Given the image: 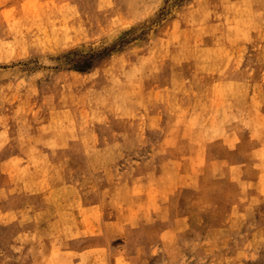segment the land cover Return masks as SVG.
<instances>
[{"label": "rangeland", "instance_id": "1", "mask_svg": "<svg viewBox=\"0 0 264 264\" xmlns=\"http://www.w3.org/2000/svg\"><path fill=\"white\" fill-rule=\"evenodd\" d=\"M263 224L264 0H0V264H264Z\"/></svg>", "mask_w": 264, "mask_h": 264}, {"label": "bare ground", "instance_id": "2", "mask_svg": "<svg viewBox=\"0 0 264 264\" xmlns=\"http://www.w3.org/2000/svg\"><path fill=\"white\" fill-rule=\"evenodd\" d=\"M168 118H169V117H168ZM129 150H130V149H129ZM129 150H128V151H129ZM119 151H120V150H119ZM131 151H133V150H131ZM121 152H122V151H121ZM119 153H120V152H119ZM119 153L117 152V154H119ZM97 154H98V153H97ZM93 155H94V154H93ZM117 156H118V155H117ZM148 156H149V155H148ZM121 157H122V156H121ZM141 158H142V157H141ZM142 159H143V158H142ZM124 161H125V160H124ZM127 161H128V160H127ZM141 161H142V160H141ZM131 162H132V161H131ZM101 164H102V163H101ZM103 165H104V164H103ZM122 165H123V164H122ZM127 165H128V164H127ZM130 165H131V164H130ZM55 166H56V165H55ZM58 166H59V165H58ZM99 166H101V165H99ZM99 166H98V167H99ZM116 166H117V165H116ZM57 168H58V167H57ZM109 168H110V167H109ZM116 168H117V167H116ZM118 168H119V167H118ZM36 169H37V168H36ZM55 169H56V168H55ZM101 169H102V167H101ZM103 169H104V168H103ZM113 169H114V168H113ZM37 170H38V169H37ZM56 170H57V169H56ZM124 170H126V169H124ZM91 171H92V170H91ZM97 171H98V170H97ZM61 172H62V171H60V173H61ZM92 172H93V171H92ZM54 173H55V172H54ZM105 173H106V172H105ZM113 173H114V172H113ZM57 174H58V173H56V175H57ZM88 174H89V173H88ZM121 174H122V173H121ZM125 174H126V173H125ZM35 175H37V174H35ZM89 175H90V174H89ZM89 175H88V176H89ZM117 175H118V174H117ZM60 176H61V175H60ZM82 176H83V175H82ZM92 176H93V174H92ZM33 177H34V176H33ZM39 177H40V176H39ZM39 177H38V179H39ZM62 177H63V175H62ZM94 177H95V175H94ZM101 177H102V176H101ZM105 177H106V176H105ZM28 178H29V177H28ZM46 178H47V177H46ZM55 178H56V177H55ZM85 178H86V177H85ZM90 178H91V177H90ZM114 178H115V177H114ZM59 179H60V177H59ZM106 179H107V178H106ZM111 179H112V178H111ZM115 179H117V178H115ZM36 180H37V179H36ZM89 180H90V179H89ZM49 181H50V180H49ZM123 182H124V181H123ZM63 183H64V182H63ZM28 184H29V183H28ZM28 184H27V185H28ZM75 184H76V183H75ZM42 185H43V183H42ZM45 185H46V184H45ZM62 185H63V184H62ZM62 185H61V186H62ZM67 185H68V184H67ZM28 186H29V185H28ZM69 186H70V185H69ZM69 186H68V187H69ZM71 186H72V185H71ZM94 186H95V185H94ZM108 186H109V185H108ZM120 186H121V185H120ZM120 186H119V187H120ZM63 187H64V186H63ZM88 187H89V186H88ZM72 188H74V187L72 186ZM121 188H122V187H121ZM121 188H120V190H121ZM25 189H26V188H25ZM55 189H57V187H56ZM58 189H61V188H58ZM70 189H71V188H70ZM144 189H146V187H145ZM35 190H36V189H35ZM35 190H34V191H35ZM65 190H66V189H65ZM67 190H68V189H67ZM73 191H74V190H73ZM94 191H95V190H94ZM112 191H113V190H112ZM124 191H125V190H124ZM30 192H31V191H30ZM30 192H29V193H30ZM32 192H33V191H32ZM54 192H55V191H54ZM58 192H59V191H58ZM64 192H66V191H64ZM67 192H69V191H67ZM75 192H76V191H75ZM121 192H122V190H121ZM128 192H129V191H128ZM29 193H28V194H29ZM59 193H60V192H59ZM59 193H58V194H59ZM112 193H113V192H112ZM144 193H145V191H144ZM109 194H110V193H109ZM60 195H61V194H60ZM65 195H66V193H65ZM78 195H79V194H78ZM103 195H104V194H103ZM111 195H112V194H111ZM122 195H123V194H122ZM58 196H59V195H58ZM73 196H74V195H73ZM125 196H127V195L125 194ZM53 197H54V196H53ZM63 197H64V195H63ZM65 197H66V196H65ZM117 197H118V196H117ZM121 197H122V196H121ZM61 198H62V197H61ZM67 198H68V197H67ZM78 198H79V197H78ZM44 199H45V198H44ZM46 199H47V197H46ZM62 199H63V198H62ZM73 199H74V198H73ZM111 199H112V198H111ZM122 199H123V197H122ZM63 200H64V199H63ZM66 200H67V199H66ZM74 200H75V199H74ZM45 201H47V200H45ZM49 201H50V200H49ZM76 201H77V200H76ZM54 202L56 203V200H54ZM68 202H69V200H68ZM68 202H67V203H68ZM49 203H50V202H49ZM51 203H52V202H51ZM67 203H66V204H67ZM70 203H71V205H73L72 202H70ZM111 203H112V202H111ZM58 204H59V203H58ZM45 205H46V203L44 204V206H45ZM50 205H51V204H50ZM54 205H55V204H54ZM88 206H89V205H88ZM24 207H25V206H24ZM45 207H46V206H45ZM45 207H44V208H45ZM61 207H62V206H61ZM72 207H73V206H72ZM90 207H91V206H90ZM97 207H98V206H97ZM22 208H23V207H22ZM99 208H100V207H99ZM86 209H87V208H86ZM61 210H63V208H61ZM70 210H71V209H70ZM55 211H56V210H55ZM66 212H67V211H66ZM66 212H65V213H66ZM71 212H72V211H71ZM92 212H93V211H92ZM92 212H91V213H92ZM164 212H165V211H164ZM49 213H50V212H49ZM84 213H85V212H84ZM95 213H96V211H95ZM23 214H24V213H23ZM149 214H150V213H149ZM165 214L167 215V212L164 213V215H165ZM44 215H45V214H44ZM57 215H58V214H57ZM95 215H96V214H95ZM116 215H117V214H116ZM61 216H62V215H61ZM54 217H55V216H54ZM92 217H94V216L92 215ZM89 218H90V217H89ZM24 219H25V218H24ZM64 219H65V218H64ZM86 219H87V218H86ZM237 219H238V218H237ZM22 220H23V219H22ZM29 220H30V219H29ZM71 220H73V219H71ZM89 220H90V219H89ZM89 220H88V221H89ZM151 220H152V219H151ZM244 220H245V219H244ZM27 221H28V220H27ZM93 221H94V220H93ZM242 221H243V220H242ZM94 222H95V221H94ZM109 222H110V221H109ZM170 222H171V221H170ZM73 223H74V222H73ZM88 223H89V222H88ZM153 223H154V222H153ZM237 223H238V222H237ZM244 223H245V222H244ZM256 223H257V221H256ZM256 223H255V225H256ZM89 224H90V223H89ZM91 224H93V222H92ZM148 224H149V223H148ZM174 224H175V223H174ZM239 224H240V223H239ZM246 224H247V223H246ZM247 225H248V224H247ZM249 225H250V224H249ZM261 225H262V224H261ZM263 225H264V224H263ZM237 226H238V225H237ZM258 226H259V225H258ZM52 227H54V226H52ZM52 227H51V228H52ZM104 227L106 228V226H104ZM230 227H231V226H230ZM230 227H229V228H230ZM255 227H256V226H255ZM216 228H217V227H216ZM236 228H237V227H236ZM246 228H247V227H246ZM246 228H245V229H246ZM49 229H50V228H49ZM210 229H211V228H210ZM217 229H219V228H217ZM79 230H80V229H79ZM84 230H85V229H84ZM91 230H92V229H91ZM208 230H209V229H208ZM226 230H227V229H226ZM243 230H244V229H243ZM85 231H86V230H85ZM89 231H90V230H89ZM99 231H100V230H99ZM114 231H115V229H114ZM212 231H213V229H212ZM245 231H246V230H245ZM77 232H78V230H77ZM81 232H82V230H81ZM81 232H80V233H81ZM83 232H84V231H83ZM90 232H91V231H90ZM112 232H113V231H112ZM193 232H195V231H193ZM196 232H197V231H196ZM84 233H85V232H84ZM92 233H93V231H92ZM53 234H54V233H53ZM93 234H94V233H93ZM98 234H99V233H98ZM194 234H196V233H194ZM225 234H226V233H225ZM22 235H23V234H22ZM22 235H20V236H22ZM51 235H52V234H51ZM54 235H55V234H54ZM117 235H118V234H117ZM144 235H145V234H144ZM56 237H57V236H56ZM87 237H88V236H87ZM214 237H215V236H214ZM63 238H64V237H63ZM67 238H68V237H67ZM158 238H159V237H158ZM202 238H203V237H202ZM107 239H109V238H107ZM60 240H61V239H60ZM165 240H166V239H165ZM206 240H209V239H206ZM107 241H108V240H107ZM141 242H142V241H141ZM160 242H161V241H160ZM194 242H195V241H194ZM212 242H213V241H212ZM166 244H168V243H166ZM108 245H109V243H108ZM159 245H160V244H159ZM155 246H156V245H155ZM163 246H164V245H163ZM107 247H108V246H107ZM158 247H159V246H158ZM154 249H155V248H154ZM160 249H161V248H160ZM178 250H179V249H178ZM59 251H60V250H59ZM63 251H64V250H63ZM154 251H155V250H154ZM157 251H158V250H157ZM159 251H160V250H159ZM159 251H158V252H159ZM164 251H165V250H164ZM192 251H193V250H192ZM65 252H67V251L65 250ZM74 252H76V251H74ZM165 252H166V251H165ZM61 253H62V252H61ZM67 253H68V252H67ZM151 253H152V252H151ZM163 253H164V252H163ZM192 254H193V252H192ZM70 255H71V254H70ZM104 256H105V255H104ZM74 257H75V256H74ZM77 257H78V255H77ZM72 258H73V257H72ZM127 258H128V257H127ZM129 258H130V257H129ZM162 259H163V258H162ZM131 261H133V260H131ZM159 261H160V260H159ZM134 263H135V262H134ZM160 263H163V261L160 262ZM71 264H72V263H71ZM128 264H129V263H128ZM158 264H159V263H158Z\"/></svg>", "mask_w": 264, "mask_h": 264}]
</instances>
